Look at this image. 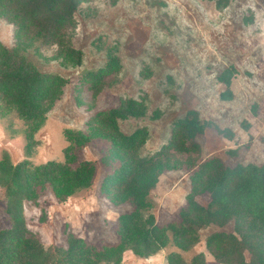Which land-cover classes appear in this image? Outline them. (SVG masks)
I'll return each instance as SVG.
<instances>
[{
    "label": "rangeland",
    "instance_id": "obj_1",
    "mask_svg": "<svg viewBox=\"0 0 264 264\" xmlns=\"http://www.w3.org/2000/svg\"><path fill=\"white\" fill-rule=\"evenodd\" d=\"M75 21L70 47L81 60L22 42L0 17V43L63 81L40 124L24 120L0 94V161L64 164L68 133L79 132L91 141L73 153L96 165L93 185L64 201L49 185L38 186L33 200L20 195L13 202L0 181V231L22 225L42 249L34 264H192L198 255L203 264H238V249L220 258L208 247L213 234H235V221L203 226L197 238L176 240L169 232L150 256L124 243L120 217L134 206L113 184L129 165L97 121L101 112L124 113L136 102L139 115L118 122L127 136L142 132L140 161L168 145L174 124L191 113L206 125L195 139L202 160L218 158L227 168L264 164V0H89ZM193 191L187 170L164 172L148 197L156 223L178 222ZM241 255L252 259L247 250Z\"/></svg>",
    "mask_w": 264,
    "mask_h": 264
},
{
    "label": "trees",
    "instance_id": "obj_2",
    "mask_svg": "<svg viewBox=\"0 0 264 264\" xmlns=\"http://www.w3.org/2000/svg\"><path fill=\"white\" fill-rule=\"evenodd\" d=\"M88 1L0 0V17L16 27L22 42L37 43L41 48L54 47L57 52L63 51L67 56H77L81 60V52L71 49L70 39L77 26L76 13ZM61 83L63 81L42 74L23 55L0 43V94L30 124L44 121L53 105L51 91ZM133 103L134 106L124 113L116 109L101 112L97 121L107 137L111 136L115 144H121L116 147L117 155L125 158L129 165L113 184L118 183L115 186L125 192V200L134 206L133 212L120 217L122 230H126L124 243H133L139 254L150 256L155 244L164 237L166 240L169 232L176 240L197 238L198 230L203 226L223 228L235 221V234H213L209 238L210 251L220 258H228L238 249L239 262L236 263L264 264V164L227 168L218 158L202 160L195 139L205 131L206 125L191 113L174 124V134L168 145L155 155L138 161V151L145 142L142 132L138 130L127 136L118 122L126 116L139 115L135 110L136 102ZM68 137L72 146L64 164L50 162L34 167L29 162L13 165L7 158L0 161V181H6L5 197L13 202L20 195L33 200L38 186L49 185L54 195L64 201L78 191L89 190L96 175V165L80 162L73 151L86 146L91 139L79 132H69ZM179 169L192 174L194 191L188 196V205L180 212V220L169 226H159L148 197L164 172ZM197 194L210 198L206 207L196 201ZM27 235L20 224L12 230L0 231V264H34L42 249L32 236ZM163 246L164 242L159 243L157 250ZM244 250L252 254L249 263L241 255ZM50 263L48 258L43 264ZM192 264H203L202 255H198Z\"/></svg>",
    "mask_w": 264,
    "mask_h": 264
},
{
    "label": "built area",
    "instance_id": "obj_3",
    "mask_svg": "<svg viewBox=\"0 0 264 264\" xmlns=\"http://www.w3.org/2000/svg\"><path fill=\"white\" fill-rule=\"evenodd\" d=\"M102 264H115V263H102Z\"/></svg>",
    "mask_w": 264,
    "mask_h": 264
}]
</instances>
